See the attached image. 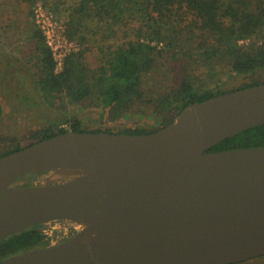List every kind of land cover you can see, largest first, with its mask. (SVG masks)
Returning <instances> with one entry per match:
<instances>
[{"label":"water","instance_id":"water-1","mask_svg":"<svg viewBox=\"0 0 264 264\" xmlns=\"http://www.w3.org/2000/svg\"><path fill=\"white\" fill-rule=\"evenodd\" d=\"M264 84L188 105L149 134L76 132L0 158V242L54 220L78 233L0 264H234L264 256ZM42 183L14 187L30 173Z\"/></svg>","mask_w":264,"mask_h":264},{"label":"trees","instance_id":"trees-1","mask_svg":"<svg viewBox=\"0 0 264 264\" xmlns=\"http://www.w3.org/2000/svg\"><path fill=\"white\" fill-rule=\"evenodd\" d=\"M18 1L28 5L42 1L56 15L61 9L70 10L65 33L85 47L70 55L63 71L56 73L41 31H34L41 71L33 84L52 105L59 99L71 105L101 108L102 116L111 123L130 117L145 121L119 131L110 127L91 129L78 117L58 119L30 130L23 140L0 135V158L71 130L154 133L173 123L192 103L264 84V0ZM109 19L125 27L126 34L131 26L135 39L108 46L101 65L92 69L87 63L89 48L85 46L88 23ZM164 67L165 75L174 78V86L164 88L158 96L148 93L146 76ZM231 79H236L237 85L226 88ZM256 147H264V125L244 130L209 151ZM44 173L27 174L13 186L34 185ZM41 227L42 224L34 225L2 240L0 262L50 245ZM263 259L264 256L234 264H257Z\"/></svg>","mask_w":264,"mask_h":264},{"label":"rangeland","instance_id":"rangeland-1","mask_svg":"<svg viewBox=\"0 0 264 264\" xmlns=\"http://www.w3.org/2000/svg\"><path fill=\"white\" fill-rule=\"evenodd\" d=\"M38 3L50 11L42 1L28 5L18 0H0V105L2 107L0 135L18 136L23 140L31 132L30 130L42 128L58 119L65 120L72 117L80 118L91 129L110 127L121 131L136 123L142 124L145 120L136 117L111 123L102 116L101 108L71 105L67 100L62 103L59 99L52 105L44 97L45 94L33 84V80L41 71L35 53L36 40L33 35L34 31L39 29L33 13V8ZM54 15L62 22L65 32L67 13L58 12ZM112 22L113 20L109 19L101 23L96 20L88 23L89 39L85 46L89 48L87 63L92 69L101 65L103 52L108 46L116 45L127 38L135 39V31L131 26L126 34L125 27L121 28V25ZM75 41L80 45L79 51L85 48L78 40ZM165 74L164 67L163 70L160 69L157 73L146 76L148 93H157L158 96L164 88L174 86V78ZM234 85H237V81L231 79L225 87ZM48 175V172L40 175L35 184L42 183ZM41 229L47 230L52 236L47 237L53 240L52 243H56V239L63 237L65 232L71 234L72 231H76L74 223L66 220L44 224ZM257 262L264 264V259Z\"/></svg>","mask_w":264,"mask_h":264},{"label":"built area","instance_id":"built-area-1","mask_svg":"<svg viewBox=\"0 0 264 264\" xmlns=\"http://www.w3.org/2000/svg\"><path fill=\"white\" fill-rule=\"evenodd\" d=\"M33 13L37 26L45 39L46 45L52 53L55 63V72L61 73L64 69L66 59L73 53L79 51L80 45L66 35L62 22L57 20L54 13L46 10L41 3L34 6ZM56 221L58 220H54V222ZM43 233L47 237L50 236L47 230H43Z\"/></svg>","mask_w":264,"mask_h":264},{"label":"flooded vegetation","instance_id":"flooded-vegetation-1","mask_svg":"<svg viewBox=\"0 0 264 264\" xmlns=\"http://www.w3.org/2000/svg\"><path fill=\"white\" fill-rule=\"evenodd\" d=\"M49 222L51 223V221H48V222L42 223V226H43L44 224H50ZM77 233H78L77 230H76V231H72L71 234H69L68 232H65L64 235H63V237H60L59 239H56V243L64 242V241H66V240H68V239L74 237ZM52 241H53V240H52ZM52 241H50V243H52Z\"/></svg>","mask_w":264,"mask_h":264},{"label":"crops","instance_id":"crops-1","mask_svg":"<svg viewBox=\"0 0 264 264\" xmlns=\"http://www.w3.org/2000/svg\"><path fill=\"white\" fill-rule=\"evenodd\" d=\"M62 11L61 12H63V13H67V21L65 22V31H66V24H67V22H68V15H69V12H70V10H63V9H61Z\"/></svg>","mask_w":264,"mask_h":264}]
</instances>
